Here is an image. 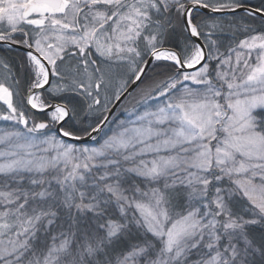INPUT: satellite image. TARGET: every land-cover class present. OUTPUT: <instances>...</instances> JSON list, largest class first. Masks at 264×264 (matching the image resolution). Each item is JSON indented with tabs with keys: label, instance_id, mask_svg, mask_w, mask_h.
Wrapping results in <instances>:
<instances>
[{
	"label": "snow or ice",
	"instance_id": "6c2138e0",
	"mask_svg": "<svg viewBox=\"0 0 264 264\" xmlns=\"http://www.w3.org/2000/svg\"><path fill=\"white\" fill-rule=\"evenodd\" d=\"M0 264H264V0H0Z\"/></svg>",
	"mask_w": 264,
	"mask_h": 264
}]
</instances>
